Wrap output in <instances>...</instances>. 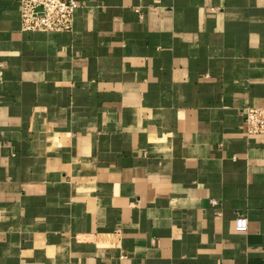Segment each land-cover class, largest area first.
Wrapping results in <instances>:
<instances>
[{
  "label": "crops",
  "instance_id": "crops-1",
  "mask_svg": "<svg viewBox=\"0 0 264 264\" xmlns=\"http://www.w3.org/2000/svg\"><path fill=\"white\" fill-rule=\"evenodd\" d=\"M19 1L0 264H264V135L241 112L264 108V0H76L64 33L22 32Z\"/></svg>",
  "mask_w": 264,
  "mask_h": 264
},
{
  "label": "built area",
  "instance_id": "built-area-1",
  "mask_svg": "<svg viewBox=\"0 0 264 264\" xmlns=\"http://www.w3.org/2000/svg\"><path fill=\"white\" fill-rule=\"evenodd\" d=\"M76 0H20L22 32L64 33L71 31ZM0 64V69L2 68ZM247 135H264V108L247 107L241 111ZM214 203V202H211ZM237 232H245L247 219L234 221Z\"/></svg>",
  "mask_w": 264,
  "mask_h": 264
}]
</instances>
